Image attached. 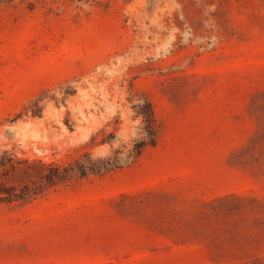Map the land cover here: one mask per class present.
Masks as SVG:
<instances>
[{"label": "rangeland", "instance_id": "obj_1", "mask_svg": "<svg viewBox=\"0 0 264 264\" xmlns=\"http://www.w3.org/2000/svg\"><path fill=\"white\" fill-rule=\"evenodd\" d=\"M0 190V264H264V0H0Z\"/></svg>", "mask_w": 264, "mask_h": 264}, {"label": "trees", "instance_id": "obj_2", "mask_svg": "<svg viewBox=\"0 0 264 264\" xmlns=\"http://www.w3.org/2000/svg\"><path fill=\"white\" fill-rule=\"evenodd\" d=\"M141 113H142L143 119L145 121V129H146V133H147L148 138H149L148 140L151 141V139L153 137V126H152V123L150 121L151 114H147L146 112H141ZM144 146H145V143L143 141L136 142L134 144V146L131 148L130 154L131 155H137V154H139L140 151L142 150V148ZM105 165H108V162H106ZM104 168H107V167L105 166ZM49 177H53V175L52 176H49ZM50 179H52V178H50ZM1 193H2V191L0 190V200L1 199L8 200V199H12L13 197H17V194L16 193L12 194L13 196L10 194L8 196L9 198H7V196H2Z\"/></svg>", "mask_w": 264, "mask_h": 264}]
</instances>
